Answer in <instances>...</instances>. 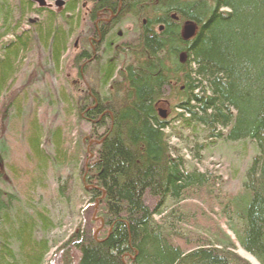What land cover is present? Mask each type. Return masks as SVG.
Listing matches in <instances>:
<instances>
[{"label": "trees", "instance_id": "obj_1", "mask_svg": "<svg viewBox=\"0 0 264 264\" xmlns=\"http://www.w3.org/2000/svg\"><path fill=\"white\" fill-rule=\"evenodd\" d=\"M156 1L89 0L94 7L88 35L97 36V20L119 9L120 17L128 12L133 20L146 17V23L138 44L125 50L134 57L131 64L117 69L114 62L97 61L91 66L97 76L94 84L85 77L77 98L64 88L58 94L66 114L89 125L85 139H90L92 152L84 180L93 206L88 207L87 226L78 228L61 248L67 264H72L70 249L79 254L77 264H251L236 252V244L264 264V0H160V9L147 5L155 7ZM134 2L139 8L131 9ZM46 9L31 0H0V41L13 33L12 40L0 45V99L16 79L18 63L34 46L40 44L47 53L46 66H34L39 76L52 72H44L43 66L60 69L68 34L82 18L77 0H67L59 14H47ZM31 13L45 18L42 25L39 18L32 23L37 38L29 31L18 32ZM188 22L195 34L186 39L181 29ZM84 46L89 47L88 38ZM173 91L183 98L177 105L183 110L176 119L179 138L212 139L194 143L195 159L215 141L254 143L236 192L222 187L216 191L223 178L199 171L171 144L176 134L168 133L171 125L161 117L159 104ZM23 97L9 102L15 118L24 113ZM32 127L28 142L37 155L44 130ZM59 129L52 130L48 140L56 139L53 147L64 162L68 153L60 146ZM9 153L1 136L0 168L8 166ZM64 188H58L59 197L65 196ZM198 190L213 196L227 230L203 229L197 238L188 230L186 234V225L193 223L184 203ZM16 201L17 195L0 188V226L8 227L0 232V264H45L51 246L34 232L52 228L51 217L38 211L26 220L18 212V219H12ZM98 223L95 237L92 225Z\"/></svg>", "mask_w": 264, "mask_h": 264}, {"label": "rangeland", "instance_id": "obj_2", "mask_svg": "<svg viewBox=\"0 0 264 264\" xmlns=\"http://www.w3.org/2000/svg\"><path fill=\"white\" fill-rule=\"evenodd\" d=\"M57 1L46 0L48 9L43 12L47 14L52 12L61 13L64 6H58ZM90 6L89 0H77L78 14L82 18L81 24L76 19V25L74 24L72 32L63 27L65 33L70 32V34H68V48L63 54L60 69L55 70L52 66L49 67L50 70L45 68L44 60L47 53L42 47H39L40 44H37L38 47L34 46L33 53L29 52V55L18 63L19 70L16 79L11 80L10 85L7 86L9 88L8 96L6 94L4 98L0 99V137H6V142L10 148V153L5 158L8 166L0 168V174L2 173L0 188L6 194H15L18 197V201L11 205L13 206L12 219L16 218L18 212L26 220L29 219V216H35L38 211L49 213L54 224L53 227L47 231L38 227L34 232V237L48 240L51 246L45 264H67L65 250L61 248L70 240L71 235L78 228L87 226L89 222L87 213L90 211L88 207L93 206L92 203H89V197L86 195L88 183L84 180L91 163L90 139H85L89 138L90 128L85 121H81L76 115L66 114L65 106L63 102H60L58 96L61 88H64L67 89L69 95L77 98L81 94L80 88H82L85 77L93 84L96 81L97 76L93 70L94 68L84 70L80 64H77L78 61L76 62V54L85 49L84 39H89L91 36L86 33L89 20L87 11ZM149 17L151 16L149 15ZM37 18H39L40 25H42L45 18L42 15L31 13L23 20L18 32L29 31L33 37L37 38L35 34L37 30H35V25H32ZM144 19L146 17L143 16L139 22H135L129 15L124 17V23L118 24L117 28L118 31H121L122 36L114 34L115 43L123 46L124 53L121 55L112 52L108 54L107 59L102 61L99 59L97 63L101 65L102 62L110 59L117 64V69L131 64L133 62L132 56L128 55L125 50L138 44L140 28L144 24ZM57 23H62L61 18L58 19ZM12 34L10 32L8 36L2 39L0 45L12 40ZM88 46L86 49L91 50L89 40ZM43 63L45 64L42 67L44 72L47 70L52 71L51 74H44V77L39 76L34 68L37 64L40 66ZM34 71L38 73L37 76L34 75ZM19 95L24 96L23 99H25L24 113L15 118L13 109L8 108V105L10 100L15 101ZM181 99H183L182 96L173 91L172 94H169L168 100L161 101L159 104V111L165 113V118L168 119L171 125L168 133L176 134L179 128L176 119L183 111L177 106ZM7 112L10 115L6 114ZM33 123L44 130L40 143L42 152H38L37 155L36 152L32 151L28 142ZM55 129H59V134L62 135L60 146L62 143L68 153V158L66 157L64 162L60 161L55 149L56 139L48 140V134ZM186 133L188 132L186 131ZM210 141L212 139L207 140L205 137L180 139L177 134L176 136L173 134L170 139L171 144L176 149L181 148L180 152L199 171L209 172L212 176L223 178L224 182L222 184L220 182L216 184V191L219 187H222L224 192L234 193L239 189L243 172L254 155V143L252 141L234 143L215 141L210 144V147L201 151V159H195L193 157V154H195L193 150L195 149L194 143H210ZM51 142H53V145H51ZM86 150L88 156L85 155ZM38 159H44L45 161L40 164ZM62 186L66 187L64 188L65 196L59 197L58 188ZM188 197L189 199L184 203L187 208L184 207L185 211L191 214L193 224L186 225V234L189 231L193 238H197L203 236L205 233L203 229L211 232H217L218 228L227 230L223 218L219 214V208L212 200L213 196L210 197L205 191L198 190L194 196L190 197L189 195ZM15 206L18 208H15ZM95 216L96 213L92 215L91 219L93 220ZM92 226L95 232L99 227V223ZM7 230V226H0L1 233ZM2 241L0 238V243ZM10 242L13 243L14 240L10 239ZM236 245V252L240 256L251 264H260L239 244ZM13 247L16 248V246ZM70 251L73 258L72 264H77L79 254L72 249Z\"/></svg>", "mask_w": 264, "mask_h": 264}, {"label": "flooded vegetation", "instance_id": "obj_3", "mask_svg": "<svg viewBox=\"0 0 264 264\" xmlns=\"http://www.w3.org/2000/svg\"><path fill=\"white\" fill-rule=\"evenodd\" d=\"M90 5L91 6L87 12L89 21L92 22L91 19L94 5L92 3H90ZM63 6H65V3ZM121 12V9H119L117 13L111 11L109 17H101L97 20V24H95V31L97 33V36H95V34H92L88 39L92 49L89 50L85 48L81 50L80 53L76 54V60L82 58L83 56L89 55V57H91V61L93 62H97L99 59H101L102 61L103 59L108 58V54L110 53L111 48L114 49V53H119L121 55L124 53L122 49L123 46L118 45L117 43H115L116 41L114 40L115 33L120 37L122 36L121 31H118L117 29L118 24L124 23V17L128 16V12H125L122 17H120ZM143 23H146V19L143 20ZM111 38L113 40H110ZM133 59L134 57L132 56V60ZM108 61L110 63L114 62L110 59H108Z\"/></svg>", "mask_w": 264, "mask_h": 264}, {"label": "water", "instance_id": "obj_4", "mask_svg": "<svg viewBox=\"0 0 264 264\" xmlns=\"http://www.w3.org/2000/svg\"><path fill=\"white\" fill-rule=\"evenodd\" d=\"M32 2L37 3L40 7H44L46 6V0H31ZM57 5L58 6H62L63 5V1L59 0L57 1ZM195 34V26L192 23H186L184 32L182 33L183 37L188 39L190 37H192ZM161 117L165 118V113L161 112Z\"/></svg>", "mask_w": 264, "mask_h": 264}, {"label": "bare ground", "instance_id": "obj_5", "mask_svg": "<svg viewBox=\"0 0 264 264\" xmlns=\"http://www.w3.org/2000/svg\"><path fill=\"white\" fill-rule=\"evenodd\" d=\"M59 1V0H58ZM63 1V5H64V3H65V0H62ZM157 2V6H155L154 7V4L153 3H148L147 5L148 6H150V7H152L153 9H156L157 7H159V5L160 4H158L159 2H160V0H157L156 1ZM62 5V6H63ZM137 6H138V8H139V4L138 3H136V2H134L132 5H131V9H135V8H137ZM159 9H160V7H159ZM135 20V22H139L140 20L139 19H137V18H135L134 19ZM185 26L186 25H183L182 26V33L184 32V29H185ZM96 62V61H95ZM95 62H93V61H91V57H89L87 60H85L84 62H82L80 65H81V68H83L84 70L85 69H88V68H91V66H93V64L95 63ZM99 219V218H98ZM100 231V228L99 229H97V231H96V233H95V236L97 235V233Z\"/></svg>", "mask_w": 264, "mask_h": 264}]
</instances>
